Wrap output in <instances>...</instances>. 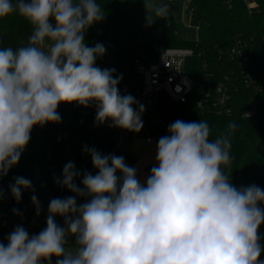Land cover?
Wrapping results in <instances>:
<instances>
[{
  "label": "clouds",
  "instance_id": "9594fccd",
  "mask_svg": "<svg viewBox=\"0 0 264 264\" xmlns=\"http://www.w3.org/2000/svg\"><path fill=\"white\" fill-rule=\"evenodd\" d=\"M145 21L165 20L168 4L144 0ZM18 14L32 26L28 43L0 48V176L18 164L34 126L59 123L61 103L95 104L96 121L139 132L143 123L131 95L122 96L115 69L96 66L105 47H89L85 34L105 14L97 0H0V18ZM54 21V24L53 22ZM237 125L210 140L206 121L177 120L157 144L146 186L120 156L91 154L96 175L83 188L72 162L57 180L78 196L52 199L46 228L29 236L18 226L0 243V264H264L259 227L264 223V190L238 189L230 182L231 136ZM117 172L122 174L117 176ZM31 182L17 177L10 186L17 202ZM2 195V193H0ZM32 203L39 215L36 196ZM64 218L65 227L55 216ZM75 247H68V237Z\"/></svg>",
  "mask_w": 264,
  "mask_h": 264
},
{
  "label": "trees",
  "instance_id": "16d2710c",
  "mask_svg": "<svg viewBox=\"0 0 264 264\" xmlns=\"http://www.w3.org/2000/svg\"><path fill=\"white\" fill-rule=\"evenodd\" d=\"M227 1L230 6L220 0H194L193 17L198 21L197 40L188 42L176 40V25L172 17L158 19L151 26L144 27L140 19L144 0H97L105 18L88 29L85 43L89 47L97 43L105 47V54L97 58L96 66L115 69L114 77L122 76L117 85L119 93L134 97L137 103L133 104V108L138 112L141 106L138 101L141 78L135 61L144 65L153 63L160 51L166 48L194 50L191 77L196 92L201 88L203 71L199 66L203 62L207 64V71L214 81L235 74L233 63L220 58L219 51L228 49L233 39L239 37L248 42L253 72L258 84L264 87V0H253L256 8L251 10L247 9L244 0ZM31 32L32 26L18 14L0 18V48L11 47L15 50L27 45ZM121 87L126 88L124 93H121ZM232 98L233 111L229 116L200 114L192 104L176 105L163 96L156 111L171 123L177 120L206 121L211 129L210 140L225 133L230 123H235L237 127L230 138L233 161L231 170L225 171L230 175V182L238 189L256 185L264 190V90L255 94L240 85ZM251 100L257 101L260 114L251 119L243 118L242 111ZM57 112L60 122L34 126L18 164L9 169L7 175L0 176V214L12 221L11 226H0V243L7 245L9 234L18 226L25 228L30 237L33 234L28 226L36 235L44 229L37 225L40 214L37 215L32 196H36L37 201L46 207L55 198L75 197L78 206L89 202L91 197L78 196L56 182L62 181L64 166L69 162L74 164L75 170L80 173L74 183L83 188L84 175L98 173L92 164L91 154L85 149H95L104 156H118L119 132L132 133L112 126L111 120L98 124L95 104L83 107L77 103H61ZM145 114V111L140 114L141 119ZM152 167L145 168L148 176ZM117 176L121 177L122 174L117 172ZM17 177L30 180L32 185L29 189H21L19 202L10 188ZM260 207L264 208V204ZM54 219L57 225L65 227L63 217L57 215ZM260 238L264 247V237ZM69 239V246L75 247V237L70 236ZM56 259L52 257V264H56ZM260 259H264V252Z\"/></svg>",
  "mask_w": 264,
  "mask_h": 264
},
{
  "label": "built area",
  "instance_id": "2783aa9c",
  "mask_svg": "<svg viewBox=\"0 0 264 264\" xmlns=\"http://www.w3.org/2000/svg\"><path fill=\"white\" fill-rule=\"evenodd\" d=\"M170 1V0H169ZM230 6L227 0H220ZM247 9L256 8L253 0H244ZM186 13L189 17L195 14L194 0H185ZM54 23V21H53ZM250 48L248 42L237 37L234 38L230 47L219 51L220 58L235 66L234 75L225 76L223 80L214 81L212 75L207 71V64L203 62L199 68L203 71L199 90L195 92V82L191 77L194 65L191 59L195 55L193 49L188 48H166L160 51L157 60L148 65L135 61L138 74L141 78L138 101H145L149 108L141 119L142 129L137 133L119 132V138L140 137L148 148L157 147L158 141L163 136H168L169 125L172 123L159 115L156 111L161 96L170 103L176 105L192 104L200 114L229 116L232 114V94L238 88L251 89L255 94L264 90L258 84L256 74L250 60ZM199 56V55H198ZM124 93L126 88H120ZM260 107L255 100H251L242 111V117L251 119L260 114ZM40 206L37 225L44 229L47 224L48 207L38 201ZM12 221L0 214V226H11ZM29 231L36 235L35 231L28 226ZM264 260V259H262Z\"/></svg>",
  "mask_w": 264,
  "mask_h": 264
},
{
  "label": "rangeland",
  "instance_id": "374dc122",
  "mask_svg": "<svg viewBox=\"0 0 264 264\" xmlns=\"http://www.w3.org/2000/svg\"><path fill=\"white\" fill-rule=\"evenodd\" d=\"M158 4H168L169 5V15L168 17H172L175 25V38L176 40L195 42L197 40V29H198V21L196 17H189L186 13L185 0H156ZM146 10L143 7L140 9V19L143 23L144 27H147L146 21ZM167 17V18H168ZM158 20V19H157ZM156 21V20H155ZM141 105L145 110L149 108L148 104L145 101L141 102ZM117 154L120 157L124 158L126 165L132 167L137 161L141 159H145V162L148 165H158L156 161L157 155V147L148 148L144 145L143 139L140 137L133 136L131 137H121L118 139L117 146ZM145 180V179H144ZM144 180H142V185ZM259 235L260 237H264V223L259 227ZM70 237V236H69ZM68 237V244L70 239Z\"/></svg>",
  "mask_w": 264,
  "mask_h": 264
},
{
  "label": "crops",
  "instance_id": "0c3cea01",
  "mask_svg": "<svg viewBox=\"0 0 264 264\" xmlns=\"http://www.w3.org/2000/svg\"><path fill=\"white\" fill-rule=\"evenodd\" d=\"M133 138V137H132ZM155 165V164H154ZM154 165H152V166H154ZM147 166H150V165H148V163L147 162H145V159L143 158V159H141L140 161H137L132 167L133 168H135L136 169V171H137V179L140 181V183L142 184V180H144V182H143V185H144V183L146 182V180H147V177H148V175H147V173H146V171H145V168L147 167ZM156 166H158V165H156Z\"/></svg>",
  "mask_w": 264,
  "mask_h": 264
}]
</instances>
